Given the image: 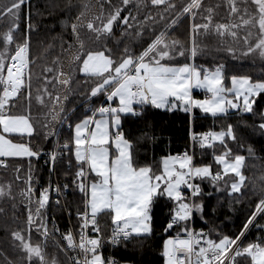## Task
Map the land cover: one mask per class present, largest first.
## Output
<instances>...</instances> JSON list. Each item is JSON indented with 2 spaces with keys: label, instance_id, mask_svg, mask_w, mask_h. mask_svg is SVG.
I'll return each instance as SVG.
<instances>
[{
  "label": "trees",
  "instance_id": "trees-1",
  "mask_svg": "<svg viewBox=\"0 0 264 264\" xmlns=\"http://www.w3.org/2000/svg\"><path fill=\"white\" fill-rule=\"evenodd\" d=\"M195 0H0V103H4L6 84L4 78L8 64L16 51L26 46L27 67L23 75L18 95L7 101L9 107H0L3 113L28 117L35 129L33 137L14 136L19 142L30 144L33 150L43 151L53 148L60 135L72 148L73 123L92 112L85 111L87 105L98 106L103 96L87 98L89 91L102 83L103 76L86 74L82 65L91 52L109 50L113 59L119 63L122 53L140 52L160 34L162 44H167L171 60L168 64L191 63L201 70H210L223 65L224 78L229 84L232 76H247L253 81H264V55L254 48L256 38L251 37V28L238 25L235 35L221 33L215 26L243 22L250 16L244 10L231 11L232 3L239 10L243 3H252L251 12H257L251 0H204L209 6L204 10H191ZM230 3L227 10L221 5ZM197 9V8H195ZM212 9V10H211ZM224 13V14H222ZM30 14V20L27 19ZM242 14V19L237 17ZM128 17V26L117 28L120 17ZM234 18V19H232ZM210 19L211 24L206 27ZM112 22L111 34L105 26ZM30 23V31L26 24ZM238 24V23H237ZM201 25L195 36L197 55L191 57V28ZM73 26L79 39L74 38ZM91 26V28H90ZM256 28V24L249 25ZM258 30V29H257ZM256 40V41H255ZM184 55L180 56L179 52ZM154 54V53H153ZM205 92H193V96L204 97ZM208 96V94H207ZM252 113L232 110L225 115L213 117L199 109L190 112L182 107L174 110H158L150 105L141 109L140 116L124 114L121 129L132 145V155L136 163L150 165L157 173L162 169V159L167 155L188 152L193 156L196 166L211 164L213 171L219 170L214 156L221 155L226 149L219 142L213 147L200 148L193 141V133L226 130L232 126L235 140L225 139L231 156H245L243 173L246 177L242 194L229 197L226 192H215L211 186L206 191L215 192L214 197L205 200L215 212L200 221L194 213V225L203 227L212 239L221 235L235 236L243 230L247 220L255 211L256 204L264 198V93L255 98ZM71 122L66 129L65 123ZM58 135L49 137V131ZM249 148L252 152L249 153ZM71 162V167L69 166ZM7 166L0 163V264H28V253L24 246L13 236L23 233L25 241L30 236L33 246L39 245L44 252L43 264H72L67 250L59 237L50 227L51 216H56L62 224L66 223V211L56 206L46 207L42 214L47 222L49 236L46 239L36 231L35 225L28 231L27 214L28 193L24 182L29 164L35 178L33 187L40 188L48 182L47 168L37 159L8 158ZM61 176L67 182L74 179L79 166L73 151H67L60 162ZM231 175L225 177L231 182ZM199 182V181H197ZM207 181L201 182L204 187ZM68 210L73 214L85 208V198L74 185H69ZM171 201L161 200L153 208L154 234L148 238L133 236L121 241L115 254L122 264H164L161 236L170 213ZM33 209L35 204L32 205ZM105 239L112 227L111 217L101 213L97 216ZM264 224L262 214L246 233L245 244L264 238L259 225ZM174 231H177L176 229ZM173 231V233H174ZM31 264H41L32 258ZM237 264H250V258L237 257Z\"/></svg>",
  "mask_w": 264,
  "mask_h": 264
},
{
  "label": "snow or ice",
  "instance_id": "snow-or-ice-1",
  "mask_svg": "<svg viewBox=\"0 0 264 264\" xmlns=\"http://www.w3.org/2000/svg\"><path fill=\"white\" fill-rule=\"evenodd\" d=\"M27 4L29 0H25L21 7ZM27 19L30 20V14ZM121 25L128 26L127 16L120 17L115 26L120 28ZM201 27L194 25L191 28L189 53L193 58L197 55L195 36L199 34ZM112 30V22H109L105 31L111 34ZM26 31H30V23L26 24ZM73 34L74 38L79 39L75 26ZM162 43L160 34H157L150 42H145L147 46L143 47L142 51L137 53L125 50L119 58V63L107 49L90 54V58L96 57L104 65L109 75L103 83L97 84L89 91L87 98L102 95L106 98L107 106L96 108L91 115L75 123L72 148L68 142L63 145L57 142L56 149L46 154L33 150L30 144H27L17 146L27 148V155L11 157L31 161L33 158L40 160L47 155L48 159L44 163L49 165L51 170H55L61 151H73L79 169L75 172L74 179L62 187L67 190L69 185H74L85 198L84 211L79 213V244L75 243L71 232L63 237L69 248H79L84 255L83 260H74V264H117L114 260L106 259L102 252L105 240L101 236L102 229L97 216L104 213L111 217L114 225L110 237L112 245H118L122 240L128 241L133 236L148 238L154 234L153 208L161 200L171 201L169 217L163 228L165 235L161 236L164 264H237V257L250 258V264H260L261 258L264 257V238L246 244L245 239L249 226L253 225L258 215L264 214V198L256 204L255 211L238 235H221L212 239L210 233H197L191 228L194 213H198L200 221L206 223L205 217L215 212L214 208L205 203V200L214 197L215 192H226L231 197L234 194H242V189L246 186V177L242 172L245 156L232 157V150L227 148L225 143L226 137L236 139L231 125H228L227 131L193 133L192 136L193 141H198L202 149L213 147L216 141L224 145L226 150L221 155L214 156L215 163L219 166L217 171H213L211 164L194 165L193 156L184 152L163 157L162 169L157 173L152 166H141L134 161L132 145L120 129L121 114L141 115L134 105H139L141 109L150 105L158 110H174L182 106L185 112L200 109L213 117L227 114L229 109L252 113L255 98L264 93V82L252 83L249 77L233 76L232 87L225 88L223 65L203 75L201 69L193 64L171 66L163 61L173 57L169 56L167 51L159 52ZM163 47L167 49V44L164 43ZM157 52L158 55L153 54ZM260 54L264 55V51ZM179 55L183 56V51H180ZM9 75L11 76V73ZM19 75L20 72L17 71V76ZM7 87L5 98L11 101L15 98L12 95L14 85L10 81ZM193 89L204 90L210 96L195 99L192 95ZM229 95L235 97V102ZM114 100L118 102L116 107L111 103ZM9 106L0 103V107ZM28 124L31 125L30 120ZM0 126V145L7 142L8 147L14 142L4 134L31 138L35 133L34 128L21 130L22 125L8 117L0 119ZM259 127L264 131V123ZM57 135L58 132L50 130L48 138ZM251 152L249 148V153ZM2 158L9 156L0 154V161H5L3 166L6 167V160ZM69 166L71 167L70 161ZM30 168L29 164V172L24 181L28 193V231L31 232L35 225L36 231L47 239L49 230L42 210L49 203L51 185L42 188L37 197V189L33 187L35 178ZM90 173L98 178L95 182H88ZM229 174H232L230 183L225 179ZM204 181H207V184L202 187L201 182ZM208 186L215 192L206 191ZM55 191L60 194L61 186L57 185ZM56 203L59 204V201ZM89 227L95 233L94 236L87 234ZM258 227L264 230V225ZM176 228H180V231L173 235ZM13 236L28 253V264H31L33 257L43 264V249L39 245L33 246L30 236L27 241L23 233H14Z\"/></svg>",
  "mask_w": 264,
  "mask_h": 264
},
{
  "label": "rangeland",
  "instance_id": "rangeland-1",
  "mask_svg": "<svg viewBox=\"0 0 264 264\" xmlns=\"http://www.w3.org/2000/svg\"><path fill=\"white\" fill-rule=\"evenodd\" d=\"M202 1H204V0H195L194 3L189 7L187 12L190 13L191 10H194V12L197 11V10H201V9L204 10V7L206 9L209 6V4H207L208 2L206 1L205 2V6H203ZM232 1L234 2L235 0H232ZM243 1H245V0H243ZM251 1H253L254 4L256 5L257 12H251L252 3H244V2H242L243 6L240 7L239 10L237 8L236 3H232L233 6H231V11H233V13H235V12L238 13L239 11H241V13H242V10H244L245 12H249L250 16L243 20L242 14H240L237 17V19H242L243 22H237L238 24L237 23H232L230 25H226V24L222 23V24L216 25L215 28H216L217 31H221V33H229L230 35H235L236 34V30L239 29L240 27H249V28H251V32H250L251 33V37L256 38V40H257V41L255 40L256 42L254 43V48L258 49L261 52V51H264V0H251ZM229 4L230 3H228V2H224L221 5V7H224V8H226L228 10L229 6H230ZM195 8H197V9H195ZM222 14H224V13H222ZM232 19H234V18H232ZM240 23H242L243 25H240ZM252 23L256 24V28L249 26ZM210 24H211V22H210V19H209V22L205 23V26L208 27ZM238 25H240L239 28H237ZM163 48H164L163 44H161V46L159 48V52H163L162 51ZM99 52H101V51H99ZM99 52H91V53H89L87 55L86 59L83 62V65H82V71L84 73H86V74H91V75H95V76H103V81H104V79L109 75V73L105 70L104 65L101 62H99V60L96 57H91L90 58V54L99 53ZM154 55H158V52L154 53ZM13 63L16 64V66H18L19 68H21V70H19V72H20L19 76H17V71L14 70V64ZM183 64H185V63H183ZM183 64H170V65L171 66H182ZM189 64H191V63H189ZM26 67H27L26 46H23V47L19 48L16 51V53L12 56V58L10 59L9 64H8L7 73H6V76L4 78V82H5L6 86H8L10 81L13 83L14 92L12 93V95H14L15 97L18 95L19 89H20V87L22 85L23 75H24ZM215 69L216 68L210 69V70H205V71L201 70L202 71V75L205 72H208V71H215ZM10 73H11V76L9 75ZM100 73H103V74L101 75ZM223 76H224V73H223ZM232 77L229 80V84H227L225 78L223 79V84H224L225 88H231L232 87V84H231ZM237 77H247V76H237ZM103 81H102V83H103ZM251 82L252 83H259V82H264V81H253V80H251ZM7 91H8V87H6V92ZM194 91H197V92H202L203 91V92L206 93V91L199 90V89H193V92ZM193 92H192V95H193ZM208 96H210V94H208ZM193 97L195 99H204V97H201V96H193ZM229 98L233 99L234 102H235V97L234 96L229 95ZM7 101L8 100L6 99L4 104L7 103ZM241 103H242V100H241ZM113 106L116 107V106H118V104L115 102ZM134 108L136 109L137 105H134ZM232 110L233 109H229V111H232ZM236 110H239V109H236ZM204 114H206V113H204ZM208 115H210V114H208ZM219 115H225V114H219ZM86 116H89V115H86ZM86 116H83L82 118L76 120L73 123L72 137L74 135V125H75V123L80 122ZM4 117H8L9 119H13V120L18 121L22 125V129L21 130H28V129L32 128V125L28 124V121H29L28 117L13 116V115H10V114H4L3 113V114H1L0 119H2ZM97 118H99V116H97ZM120 130L122 131V129H120ZM223 131H226V130H223ZM216 132H218V131H216ZM0 133H2V126H0ZM4 135L7 138L11 139L14 143H13V145L11 147L7 146V142H5L3 145H0V154H4L6 156H9V155H7V152L13 151V149L17 148V146L27 145L25 143L19 142L16 139H14V136H20L18 134H4ZM216 142H219V141H216ZM22 149H24V151L27 152V148H22ZM114 152H115V150H114V147H113V149H112L113 158H114ZM200 166H202V165H200ZM242 172H243V169H242ZM92 176L93 177L90 179V182H95L98 178L95 177L94 174H92ZM260 264H264V257L261 258Z\"/></svg>",
  "mask_w": 264,
  "mask_h": 264
},
{
  "label": "built area",
  "instance_id": "built-area-1",
  "mask_svg": "<svg viewBox=\"0 0 264 264\" xmlns=\"http://www.w3.org/2000/svg\"><path fill=\"white\" fill-rule=\"evenodd\" d=\"M206 96H207V94L204 95V98ZM111 103H112V105H114V101H112ZM101 106H107L106 105V98L104 96H103V98H102V100H101V102L99 103L98 106L93 107L92 104L87 105L85 107V111L93 112L96 108H99ZM65 128L66 129H70L71 128V122L70 121H67L65 123ZM57 142H59L60 145H63L65 143V139L63 138L62 135L59 136V138L57 139ZM57 142H56V144H57ZM56 144L54 145L53 148L43 150L42 153H46V154L47 153H51L53 150L56 149ZM66 152L67 151H61V155H60V157L58 158V160L56 162L55 170H51L50 166L44 163V161L48 159L47 155H44L39 160L47 168V171H48V182L45 185H43L40 188V190L42 188H44V187H48L49 185H51L50 200H49V203H48V205L46 207L56 206V207L61 208V209L66 211V216H67L66 223L62 224L61 220H59L56 216L52 215L51 216V220H50V227L53 228L54 233L59 237V239L62 242L64 248L67 250V252L70 255L71 263L74 264V260H83L84 255H83L82 251L79 248H76V249L69 248L68 244H67V241L63 237L66 236L69 232H71L72 235H73L75 243L79 244V242H80V231H81V229H80L81 221L79 219V213H82L84 211V209L77 210L74 214L71 211L68 210V200L70 198L69 197L70 188H68L67 190L63 189L62 186L64 184L68 183V182L66 181L65 178H63L61 176V169H60V162L64 159V156H65ZM183 153H184V151L180 152L178 154H183ZM0 163L4 164L5 161H0ZM91 176H92V174L90 173L89 176H88V182H90ZM57 185L61 186V193L60 194H57L56 191H55V187ZM56 201H59V204H57ZM261 215H258L256 217L255 221ZM255 221H254V223H255ZM251 226L252 225H250L249 228ZM191 228L197 233H199L200 231L206 232V230L203 227H197V226L194 225V214H193V220H192V223H191ZM176 230L177 231H174L173 235H175L176 232H179L180 228H176ZM111 231H112V229H111ZM111 231H110L109 235L104 239L105 243H104V247L102 249V252H103V254H104L106 259L114 260V261L117 262V264H122L121 261L119 260V257L116 256V254H115V250H116V247L118 245H112L110 243ZM87 234L90 237L95 235V233L92 231L91 227H89V229L87 230ZM263 234H264V230H263ZM258 238H260V237H258Z\"/></svg>",
  "mask_w": 264,
  "mask_h": 264
},
{
  "label": "crops",
  "instance_id": "crops-1",
  "mask_svg": "<svg viewBox=\"0 0 264 264\" xmlns=\"http://www.w3.org/2000/svg\"><path fill=\"white\" fill-rule=\"evenodd\" d=\"M17 92V91H16ZM203 92V91H202ZM16 95V94H15ZM117 103L118 104V102L117 101H114V103ZM4 114H6V113H4ZM122 115H124V114H121V118H122ZM32 125V124H31ZM32 128H33V125H32ZM20 150V151H19ZM7 155H9V158H12L11 156H17V155H19V156H24V155H27V152H25L24 151V149H22V148H19V147H17V148H15V149H13V151H11V152H7ZM2 159H8V158H2ZM93 176H91V178H92Z\"/></svg>",
  "mask_w": 264,
  "mask_h": 264
},
{
  "label": "bare ground",
  "instance_id": "bare-ground-1",
  "mask_svg": "<svg viewBox=\"0 0 264 264\" xmlns=\"http://www.w3.org/2000/svg\"><path fill=\"white\" fill-rule=\"evenodd\" d=\"M24 56V55H23ZM24 62V61H23ZM14 64V63H13ZM23 64V63H22ZM14 70H16V71H19V70H21V68H19L18 66H16V64H14Z\"/></svg>",
  "mask_w": 264,
  "mask_h": 264
}]
</instances>
